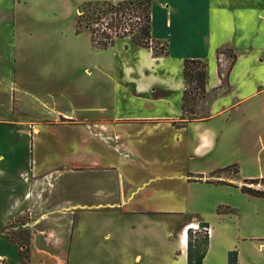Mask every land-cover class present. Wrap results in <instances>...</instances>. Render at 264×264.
Returning <instances> with one entry per match:
<instances>
[{
    "label": "rangeland",
    "instance_id": "374dc122",
    "mask_svg": "<svg viewBox=\"0 0 264 264\" xmlns=\"http://www.w3.org/2000/svg\"><path fill=\"white\" fill-rule=\"evenodd\" d=\"M40 1L0 0V137L17 147L19 136L8 134L7 125L28 127L31 137L16 152L30 158L40 188L37 210H23L3 229L10 242L22 245L23 264H173L180 255L174 242L189 224L195 229L189 230L185 257L196 262L207 238L203 228L210 227L205 222L223 228L224 237L264 238V199L240 191L246 186L264 192V183L247 182L264 179V152L246 157L230 147L226 153L214 148L198 154L190 140L189 124L205 123L220 109L221 104L207 109L219 91L196 95L189 80L183 81L185 103L172 96L167 105L161 98L169 93L156 84L150 95H139L152 71L143 73L132 52H124L131 34L104 27L115 14L100 3ZM258 1L264 11V0ZM131 21L146 25L144 14ZM103 27L112 37L106 49L97 44L108 42ZM255 29L253 43L263 63L245 54L238 64L241 82L246 66L250 79L264 81V23ZM144 49L155 56L165 53V46L151 38ZM118 53L121 59L109 71L94 57L103 54L108 60ZM225 53L227 67L220 68L222 52L216 62L220 86L227 91L234 58ZM238 86L221 99L225 105L244 94ZM170 110L177 114L166 118ZM118 226L132 227L133 237H118L126 236L115 234ZM154 228L162 237H142ZM239 248L246 264L264 263V246L260 252ZM215 250L207 263L219 261L223 249Z\"/></svg>",
    "mask_w": 264,
    "mask_h": 264
},
{
    "label": "crops",
    "instance_id": "0c3cea01",
    "mask_svg": "<svg viewBox=\"0 0 264 264\" xmlns=\"http://www.w3.org/2000/svg\"><path fill=\"white\" fill-rule=\"evenodd\" d=\"M2 1L7 3V0ZM14 1L27 3V0ZM58 1L60 0H41L40 2ZM103 1L116 3L131 0H76L77 5ZM65 17L66 15L53 16L54 19ZM258 23L262 26L264 23V11L258 0H150V38L154 42L163 44L166 53L155 56L151 50L135 46L131 42L126 43L123 48L124 52H132L134 61L138 66L140 65L143 73L147 70L152 71L145 76V82L141 83L139 95L143 93V95H150L152 87L155 84L160 85L163 92L169 93L161 98L167 105L172 96L182 97L183 61L199 59L207 64L206 91H219L217 97L209 103L208 113L211 107L215 108L219 104L221 107L217 111H212L210 115L213 117L207 122L189 124L194 132L190 140L195 142L198 154H205L214 148L218 151L223 149L226 153L231 151L230 147H238L237 151L246 157H254L264 152V121L260 120L264 115V81L250 79L252 70H248V66L244 72L240 73L245 80L241 82L238 79V64L245 54L252 62L263 63L253 43V40L258 38L255 29ZM70 35H61V40H65ZM77 35L79 34L74 33V36ZM85 50L87 51V48ZM221 52L218 62L223 68L228 65L225 52L234 56V62L228 74L227 91L220 86L217 75L216 55ZM94 57L97 61H104L103 69L108 71L113 69L114 60L121 59L119 53L109 57L112 59L108 58L109 61L102 59L105 57L103 54ZM239 83L243 85L244 94L229 106L225 105L221 99L229 95L236 86L239 87ZM168 113L169 116L166 118L175 117L177 114L173 110ZM6 130L10 131L8 134L14 133L17 137L19 136L18 144L21 146H25L24 140L28 141L27 138L31 137L28 127L24 124H18V127L7 125ZM3 138L0 137V141L7 147L0 149V264H19V247L6 238L3 232L4 225L23 210L31 214L37 210L40 188L35 180L38 173L33 171L30 158L16 152L20 145L9 147L8 140ZM232 142L238 143L231 144ZM5 148L6 151H4ZM217 216L222 221L224 215ZM205 223L211 227V235L202 264H209L207 260L212 253L218 254L215 250L217 247L223 251L219 253V261L213 264H227V254L230 251L237 252V264H246L243 262L241 249L237 250V248L245 246L246 250L250 248L260 252V247L264 246V238L224 237L223 228H218V225L212 228L209 223ZM190 225L195 224H189L183 228L178 240L174 242V249L180 251V255L172 262L173 264H187L184 249L188 246ZM133 230L130 226H122V228L118 226L115 234L124 232L126 236L118 237H133L129 233ZM142 237H162V234L154 228L148 234L143 233ZM164 237H168V234L164 233ZM246 242L252 245H246Z\"/></svg>",
    "mask_w": 264,
    "mask_h": 264
},
{
    "label": "trees",
    "instance_id": "16d2710c",
    "mask_svg": "<svg viewBox=\"0 0 264 264\" xmlns=\"http://www.w3.org/2000/svg\"><path fill=\"white\" fill-rule=\"evenodd\" d=\"M99 3L102 6H106L111 11L112 14H115V16L112 18L111 23L104 26L105 28L108 26L111 29H115V31L123 30L122 35H126L127 33L128 35L131 34L129 37L131 43H133L135 46L148 48V44L150 42V0H131V1H120L116 3L108 2V1L94 2V3L88 2L86 3V5L89 7L92 5H98ZM84 9L85 7L79 8L80 13L82 14H79L76 19L77 33L80 31V28L82 27L81 20L84 15ZM102 13H104V11H102ZM142 14H144L146 25L145 26L140 25V23L138 22H135V25H133V22L131 20L133 18H140ZM133 26L137 28V33L131 32V30L133 29L131 27ZM83 27L87 28L88 26L85 24V26ZM104 27L101 35L108 42L105 43L97 42L98 45H101L100 47L102 49H106L108 46L112 44V42H110L112 37L109 34L105 33ZM220 73L221 76H223V72L221 69H220ZM207 78H208L207 64L204 61L199 59H185L183 61L182 79L185 83L189 80L191 82H195L196 87L194 88V90H196L195 91L196 95L202 97L205 96L206 94L205 87L207 83ZM187 95L188 92L184 90L182 96L184 103L188 101ZM182 110H183V106H182ZM193 119H196V117L189 118L188 120H193ZM247 182L252 185L259 184V183H264V179L247 180ZM240 191L251 197L264 199V192L252 189L251 187L242 186L240 188ZM188 236H189V231H188ZM208 239L209 237L207 236V238H205V240L203 241L202 244L203 251L199 256V258L197 259V261L195 262L192 257H189L187 259V264H202V261L207 252ZM18 246L21 250L22 245L20 246L18 244ZM20 250H19V264H23ZM227 264H237L236 251L228 252Z\"/></svg>",
    "mask_w": 264,
    "mask_h": 264
},
{
    "label": "built area",
    "instance_id": "2783aa9c",
    "mask_svg": "<svg viewBox=\"0 0 264 264\" xmlns=\"http://www.w3.org/2000/svg\"><path fill=\"white\" fill-rule=\"evenodd\" d=\"M219 61H220V59H219ZM220 68H222L221 64H220ZM203 232H204V234H206L209 237L211 235V227H204Z\"/></svg>",
    "mask_w": 264,
    "mask_h": 264
},
{
    "label": "bare ground",
    "instance_id": "6f19581e",
    "mask_svg": "<svg viewBox=\"0 0 264 264\" xmlns=\"http://www.w3.org/2000/svg\"><path fill=\"white\" fill-rule=\"evenodd\" d=\"M194 225H190V227L188 229H193ZM187 231V230H186ZM186 238V237H185Z\"/></svg>",
    "mask_w": 264,
    "mask_h": 264
}]
</instances>
